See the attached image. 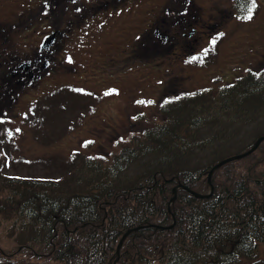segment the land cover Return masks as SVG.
<instances>
[{"label": "trees", "instance_id": "1", "mask_svg": "<svg viewBox=\"0 0 264 264\" xmlns=\"http://www.w3.org/2000/svg\"><path fill=\"white\" fill-rule=\"evenodd\" d=\"M212 91L161 101L162 120L118 136L127 142L103 159L95 149L83 150L81 163L72 155L61 176L8 177L0 192L8 188L11 195L1 193L0 215L14 218L8 237L18 232V241L12 237L11 252L0 249V262L243 264L258 256L264 140L216 168L210 183L207 174L264 136L256 129L264 123V78L252 75ZM133 228L117 253L120 238Z\"/></svg>", "mask_w": 264, "mask_h": 264}, {"label": "rangeland", "instance_id": "2", "mask_svg": "<svg viewBox=\"0 0 264 264\" xmlns=\"http://www.w3.org/2000/svg\"><path fill=\"white\" fill-rule=\"evenodd\" d=\"M56 2L0 0V188L9 184L5 182L9 176H61L64 163L76 151L77 164L83 150L95 149L92 154L96 157L115 153L127 142L118 136L127 137L131 131L162 120L165 114L159 105L165 91L168 98L204 89L217 94L216 89L238 79L264 78V0H256L251 20L243 18L250 7L243 15L238 0H143L144 10L130 0V11L137 6L146 14L157 13V27L177 29L179 35L195 29L188 40L191 47L169 48V42L157 39L162 48H137L136 64L125 61L123 48H112L107 64L96 58L98 48H74L66 53L53 48L54 69L47 73L49 68H45L41 79L16 80L22 74L5 78L15 72L18 63L38 55L35 46L42 30H48L46 20L58 18L61 12L60 2ZM51 24L49 20L48 26ZM205 48L208 54L203 62L186 63ZM67 55L71 60L64 59ZM80 86L95 88L90 91L96 92V99ZM141 100L154 103H137ZM256 129L264 131V123ZM88 141L91 143L86 144ZM1 193H8L7 198L11 195L8 188ZM12 219L0 215V249L7 253L13 246L12 237L18 241V232L8 237L12 232L9 224H17ZM260 258L264 259V247L258 256L241 261L254 264Z\"/></svg>", "mask_w": 264, "mask_h": 264}, {"label": "flooded vegetation", "instance_id": "3", "mask_svg": "<svg viewBox=\"0 0 264 264\" xmlns=\"http://www.w3.org/2000/svg\"><path fill=\"white\" fill-rule=\"evenodd\" d=\"M133 1L143 8V0ZM129 3L130 0H57L56 4H59L61 9L59 17L52 16L51 19L46 20L45 30H48H42L35 47L40 48L43 37L54 33L51 43L46 47L47 49L39 50L38 55L26 62V69L18 63L15 72H10L11 78L22 74L16 80L23 82L25 77L29 80L40 79L44 75L43 70L48 66L53 67L55 63L54 55L51 53L53 48H98L96 58L107 64L112 48H123V52H126L123 58L129 63L136 62L129 58H139L140 49L137 48H162L161 44L157 43V39L163 44L169 42V48L191 47V42L188 40L195 33L192 36L185 32L179 35V30L172 31L170 28L163 32L159 31L157 14L152 28L146 31L145 14H142V10L137 6L134 11L129 12ZM115 8L120 12L115 13ZM49 20L52 22V27L48 26ZM29 25L31 29L33 25ZM160 34L165 35L164 40L161 39ZM181 36L182 38H179Z\"/></svg>", "mask_w": 264, "mask_h": 264}, {"label": "water", "instance_id": "4", "mask_svg": "<svg viewBox=\"0 0 264 264\" xmlns=\"http://www.w3.org/2000/svg\"><path fill=\"white\" fill-rule=\"evenodd\" d=\"M263 139H264V136L259 137V138L256 140L255 144H254L249 150H247V151H245V152H242V153H240V154H236V155L229 156V157H227V158H224V159L220 160V161L217 162L216 164H214V165L211 167V169L209 170V172H208L207 181L210 183L211 174H212V172L214 171V169L220 167L221 165H223V164H225V163H227V162H229V161H232V160H235V159H240V158H242V157L247 156L248 154H250L251 152H253V151L258 147V145L263 141ZM178 187H179V186H178ZM184 189L187 190L188 192H190L191 194H193L195 197H198V198H200V197H205L204 195L198 194V193H196V192H194V191H192V190H190V189H188V188H186V187H184ZM175 191H176V188L173 189V193H175ZM174 198H175V196H173V197L171 198L170 202H171ZM170 202H169V203H170ZM156 228H157V227H156ZM159 228H161V227H159ZM136 229H137V228H133V229L127 230V231L123 234V236L120 238V240H119V242H118V244H117V248H116V252H117V253H118L119 250H120V247H121V245H122V241L124 240V238L130 233L131 230H136ZM0 264H2V263H0Z\"/></svg>", "mask_w": 264, "mask_h": 264}, {"label": "snow or ice", "instance_id": "5", "mask_svg": "<svg viewBox=\"0 0 264 264\" xmlns=\"http://www.w3.org/2000/svg\"><path fill=\"white\" fill-rule=\"evenodd\" d=\"M47 2V0H45V3ZM256 7V0H251V7L248 9V14L246 16H244L243 18L246 19V20H251L253 18L252 16V10ZM77 11H79V9H77ZM220 36L223 35V33H220L219 34ZM212 44H215L216 43V38H213V40L211 41ZM208 54V49L205 48L202 50V52L200 54H197V55H193L189 58L188 61H186V63H190V62H197V61H200V62H203L202 60V57L203 56H206ZM112 91H115V90H112ZM137 103H146V104H152L154 103V101L152 100H147V101H137ZM133 119H135V117H133ZM18 131V130H17ZM11 133H9L10 135ZM87 143H91V141H88L86 142ZM101 159H103V157H101Z\"/></svg>", "mask_w": 264, "mask_h": 264}]
</instances>
